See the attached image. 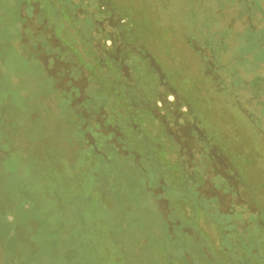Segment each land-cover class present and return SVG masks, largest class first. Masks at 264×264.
Masks as SVG:
<instances>
[{"label":"rangeland","instance_id":"rangeland-1","mask_svg":"<svg viewBox=\"0 0 264 264\" xmlns=\"http://www.w3.org/2000/svg\"><path fill=\"white\" fill-rule=\"evenodd\" d=\"M0 264H264V0H0Z\"/></svg>","mask_w":264,"mask_h":264}]
</instances>
